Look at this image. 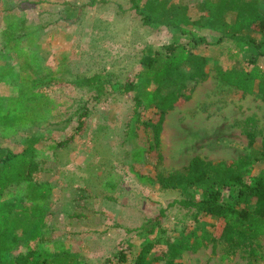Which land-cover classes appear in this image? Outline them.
Wrapping results in <instances>:
<instances>
[{
	"label": "rangeland",
	"instance_id": "1",
	"mask_svg": "<svg viewBox=\"0 0 264 264\" xmlns=\"http://www.w3.org/2000/svg\"><path fill=\"white\" fill-rule=\"evenodd\" d=\"M95 1L0 0V108L11 98L32 92L46 102L39 121L13 130L0 125V149L35 157L39 169L32 181L50 187L42 241L32 247L66 263L73 257L74 264H113L124 254V264H134L135 255L160 229L165 231L162 235L179 236L186 222L198 233L212 229L218 237L216 219L191 225L184 209L167 206L189 197L190 191L164 189L158 175L182 172L196 155L215 163L241 158L239 170L248 184L264 170L260 154L264 101L222 84L216 73L217 68L228 69L235 60L246 58H254L253 64L244 61L246 68L264 72V39L252 33L239 45L219 42L199 8L203 0H168L185 6L190 19L200 21L185 28L207 41L194 52L206 57L208 77L187 82L190 98L166 113L160 147L149 150L151 131L144 130L141 121L153 119L155 108L147 95L153 91L164 95L173 88L169 82L161 87L153 81L142 85L140 59L157 50L165 52L172 43L186 45L187 37L165 26L143 24L131 0ZM135 1L145 12L146 0ZM257 1L264 10V0ZM14 20L23 29H15L18 37L6 42L7 24ZM94 75L95 82L87 81ZM135 96L142 102L136 123ZM247 134L254 137L251 146ZM23 187L24 183L18 188ZM221 193L233 204L236 191L224 188ZM252 245L260 257L251 256V246L230 248L223 241H207L196 252H184L174 260L264 264V237ZM20 251L25 248L12 255Z\"/></svg>",
	"mask_w": 264,
	"mask_h": 264
},
{
	"label": "trees",
	"instance_id": "2",
	"mask_svg": "<svg viewBox=\"0 0 264 264\" xmlns=\"http://www.w3.org/2000/svg\"><path fill=\"white\" fill-rule=\"evenodd\" d=\"M95 2L91 0L90 3ZM131 3V8L139 14L143 24L151 27L165 26L187 37L186 45L172 43L164 48L165 52L157 50L153 56L143 55L140 59L144 70L139 75L145 79L142 85L153 81L161 87L163 83L169 82L173 88L164 95L154 91L147 95L149 104L155 108V117L144 119L141 123L144 130L150 129L152 135L147 149H158L166 113L190 98L187 82L198 83L208 77L206 57L194 52L198 45L207 44V41L185 28L187 24H200L199 20L190 19L185 6L168 0H146L144 12L135 0H131ZM199 8L205 12L209 28L218 35L219 42L232 40L239 45L246 42L245 37H250L252 33L264 39V10L259 7L257 0H203ZM227 15H230L229 20ZM15 29H23L22 24H17L15 20L9 21L7 37L4 38L6 42H12V39L18 37L14 33ZM248 46L252 47L251 43ZM252 49L257 50L256 46ZM245 60L247 65L254 62V58L237 59L228 69L217 68L219 81L241 91L242 95L257 94L264 101V72L255 66L246 68ZM96 78L97 75H94L87 81L95 82ZM32 83L37 86L39 80L34 78ZM40 99L42 98L37 92H32L30 96L11 98L5 107L0 108V125L13 130L29 122L39 121L43 114V104H46ZM141 104L140 97L135 96V123L140 121L138 108ZM247 137L251 146L254 137L250 134ZM260 147V154L264 159V136ZM157 155L160 159L161 155ZM240 159L235 162L214 163L196 155L189 160L182 172L173 170L169 176L158 175L162 188L190 191L189 197L175 199L167 206L184 209L191 225L204 219H216L220 224L219 236L214 237L212 229L198 233L196 229L188 228L186 225L189 224L186 222L179 236L162 235L165 231L160 229L159 235L148 240L135 255L134 264H153L162 260L165 264H183L174 259L184 252H196L207 241H223L230 248L251 246V256L260 257L252 244L264 235V170L252 184H248L239 170L242 163ZM38 169L35 157L9 148L0 149V264H74L73 257L67 263L63 258L49 259L48 253L32 247V243L42 241L50 196L48 183L32 181V174ZM22 183L24 187L20 190L18 187ZM224 188L236 191L233 204L223 199L221 190ZM160 213L163 215L164 209ZM214 226L215 223L211 228ZM158 245H165V248ZM18 248H25V251L12 255ZM117 260L113 264H124L126 256L120 254Z\"/></svg>",
	"mask_w": 264,
	"mask_h": 264
},
{
	"label": "crops",
	"instance_id": "3",
	"mask_svg": "<svg viewBox=\"0 0 264 264\" xmlns=\"http://www.w3.org/2000/svg\"><path fill=\"white\" fill-rule=\"evenodd\" d=\"M191 158H192V157H191ZM191 158H190V159H191ZM190 159H189V160H190ZM189 160H188V162H189ZM207 160L211 161L210 159H207ZM222 161H224V160H219V161H217V163H218V162H222ZM188 162H187V164H188ZM212 162H214V161H212ZM224 162H228V161H224ZM230 162H232V161H230ZM214 163H215V162H214ZM187 164H186V165H187ZM263 237H264V235H263Z\"/></svg>",
	"mask_w": 264,
	"mask_h": 264
}]
</instances>
